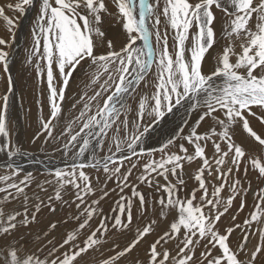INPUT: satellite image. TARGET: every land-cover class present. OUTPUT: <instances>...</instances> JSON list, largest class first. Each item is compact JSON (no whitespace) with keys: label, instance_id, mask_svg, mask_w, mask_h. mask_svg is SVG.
<instances>
[{"label":"snow or ice","instance_id":"obj_1","mask_svg":"<svg viewBox=\"0 0 264 264\" xmlns=\"http://www.w3.org/2000/svg\"><path fill=\"white\" fill-rule=\"evenodd\" d=\"M6 9L21 16L35 12L25 63L41 86L36 103L42 112L46 97L49 115L39 117L40 131L32 142L43 136L46 144H55L63 166L47 168L48 178L37 182L17 160L30 153L13 141L8 128L12 42L0 38V66L7 76L0 96V152L5 154L0 264H264V226L250 231L253 222L264 225V187L255 194L250 219L241 225L233 215L231 226L218 227L238 197V212L246 207L250 171L264 182V131L252 126L255 120L264 128V0H15L0 6V19L12 32L15 20ZM106 17L121 26L124 42L118 49L107 38ZM217 44L215 63L205 71L206 54ZM77 71L91 95L82 91L70 99L66 90ZM141 85L151 94L140 95ZM66 99L70 116L64 112ZM181 108L191 119L159 148L145 149L152 125ZM240 130L250 138L248 147L236 142ZM194 163L198 167L190 179L195 184L188 190L183 173ZM113 180L119 196L108 215L99 204L109 191L92 197L96 185ZM34 183L41 192L48 191L45 185L52 187L50 211L55 212L53 200L75 206L76 213L61 222L75 226L59 240L49 239L55 222L34 240L30 232L24 234L44 205L41 197L32 201L28 195ZM14 202L19 207L8 209ZM161 220L167 224L157 233ZM237 229L241 235L233 242ZM153 233L141 254L139 245ZM257 233L259 242L249 248V237ZM129 235L123 246L112 241ZM109 241L113 254L105 255ZM93 252L102 258L85 261Z\"/></svg>","mask_w":264,"mask_h":264},{"label":"rangeland","instance_id":"obj_2","mask_svg":"<svg viewBox=\"0 0 264 264\" xmlns=\"http://www.w3.org/2000/svg\"><path fill=\"white\" fill-rule=\"evenodd\" d=\"M7 3H15V0H0V6H3ZM109 7H110V10L112 12L116 11L115 8L112 7L111 5ZM137 13H138V11H137ZM6 14L10 17H13L15 20V24H16L13 31L9 32L7 30V26H6L5 22L2 19H0V38H4V39L12 42L11 47H12V52L14 53V54L12 53V56L15 57L13 60V65H14L13 72H14V74L11 77H12V79L14 78V86L16 85V91L13 90V92L10 95L11 104H9V108H8V128H9L10 134L12 136L13 141H14V139L19 140L18 143L20 144V146L22 145L21 147L23 148L24 151H29L31 153H37V154L48 153V155H46V156L50 155L52 157H60L61 155L59 152H54V147L56 145L55 144H46L44 142L43 136H41L40 139L36 140L35 143L32 142L33 137H35L37 132L40 131L39 117L41 115H43L45 118H47V116L49 115V109H48L46 97L42 100V103H43V111L42 112L36 103L38 99H41V97L39 96V91H40L41 86L38 85V82L35 78V73L32 70V68L29 67L25 63L26 56H27V50L29 48H31V46H32L31 28H32V22L35 18V12L34 11L27 12V14H29V17H28V20H27V23L25 26L26 28L24 29L23 33H20V40L16 46H14V43H15L14 39H15L17 30L20 31V25H21V22L23 20L22 19L23 16H21L18 12L8 11L7 9H6ZM27 14H26V16H27ZM217 15H219V13H217ZM116 24L117 23L111 17H106L104 28L106 31L107 38L112 40V42L114 43V45L118 49L124 42V36H123L122 31L120 32L121 26H119V24H117V25ZM160 28H161V32L163 33L165 30V26H164L163 22L161 23ZM217 29H218L217 31L219 32L220 25H217ZM168 31H169V45L171 46L173 43L172 38H171L172 37V30L169 29ZM13 36H14V39H13ZM152 42H153V45H155L154 37H153ZM189 43H190V41H189ZM214 47H216V48L218 47L217 48L218 50H216L217 51L216 53L218 54L220 51V48H221L220 44H217V46H214ZM213 50L211 49L210 50L211 52L210 51L209 52L212 53ZM206 56H208V54H206ZM10 64H12V61L10 62ZM10 64H9V71H10ZM0 79H1L2 87L4 88L3 89L4 92L1 93L0 96H3L7 90V76H6V74L3 73L2 66H0ZM15 79H16V84H15ZM86 83H87L86 78L79 71L74 73L73 77L71 78L70 85H69L68 89L66 90L67 96L70 99H75L76 98L75 94L78 92H82V91H88L89 95H91V91L88 89H85ZM28 91L32 92L31 98H32V101L34 103V106H30V107H32V112H30V111L28 112V110L30 109V108L28 109V107H27V109L22 108V102L21 101L23 100L24 104L27 103L26 97L24 95L26 93H28ZM145 92H148V94L150 95L151 89H144L143 85H141V87L139 89V94L143 95ZM138 98L139 97L137 96V100H138ZM129 104L134 106V107L136 106L135 102L132 100L129 101ZM15 109H17V110L14 112ZM183 110L184 109L181 108L179 110L173 111L172 117L167 116L162 128H158V125L160 123H158L155 126L156 129H155V127L153 129L150 128L151 131L148 132L147 136H145V138H144L143 147L145 146V149H147L148 145H151L149 148H153L157 145H162L164 143V141H166L170 137H172L180 127H183L184 126V124H183L184 120L185 119H191V118L187 117L186 115H183ZM26 112L32 113V117H33V120H31V122L27 123V124L24 123V118L26 116ZM64 112H65V116H70L72 113V110L70 107V102L68 99H66L64 101ZM13 113H14V115L17 113L15 115V117H13ZM167 115H169V114H167ZM21 119H23V132H21V133L18 132L17 134H14V131H13V125L14 124L13 123L15 122V120L18 121ZM147 119H150V118H146V122H147ZM172 119L179 120V125L173 126L170 123V121ZM176 123H177V121H176ZM252 126H253L254 130H256L258 133L264 131V128H262L259 125L258 121L253 120ZM56 131L57 132L59 131V127H57ZM239 135H240V137H239ZM235 139H236L237 143H243L245 147H248V143H249L248 139H250V138L247 139V134L243 133L242 130L237 132ZM238 139H240V141H238ZM42 146H43V151L41 150ZM156 155L158 158L159 153H157ZM197 167H198V165L196 163H194L191 167H189L188 165H185L183 175H184V179L187 182L188 190H190L192 188V186L195 184L194 180L191 181L190 176L195 174V169ZM24 170H25L24 173L32 172L33 175L36 177L37 182H42L44 179L48 178L46 170H28V169H24ZM89 171H91V170H89ZM138 172H139V170L134 172L133 180H135V176L138 174ZM24 173H22L21 176H23ZM241 175H243V170L241 171ZM248 175L252 181L251 188L254 187V190L248 191V193L243 196V199L246 202V207L244 208L243 211L238 212L240 199H241L240 197H238L233 202V206L229 210V212L226 213L222 217L221 221H219L218 227L220 228L221 231L224 228L231 226L233 224V221H232L233 215H236V217H237L235 223L243 225V221L246 218L250 219V212L255 210V204L257 202L256 198H255V194L257 193L258 188L264 187V182H257L253 178V174L251 171L248 173ZM161 182H163V181H161ZM245 186H247V185H245ZM45 187L48 188L47 192L39 191V189L36 188L35 183L30 187V189L32 191L30 189H27L28 195L30 196V199L32 201H35V197L39 196L44 200V205L41 207V211L37 214L35 223H33L31 225L32 227L33 226H35V227H33V229H32V227L30 226V229H25L23 231L28 232V233L30 232L32 238L36 235L42 236V231L47 230L48 225L50 223H52V222L56 223L57 222L58 226L55 230L52 231L53 232V234L51 233L52 238H50L51 236H49V239L58 240L57 236L64 233V231H66L67 228L71 229V228H73V226H75L74 222H69L68 224H66V226L68 225V227L64 226V224L61 222L65 219H67L69 216L74 215L76 213V209H75L74 205H72L71 207H68V206L62 204L61 202H57V201L53 200L52 206L55 207V212L50 211L49 207H48V204H49L48 196L53 194V190H52L51 186L45 185ZM138 187L142 191H145V192L150 191L146 185H138ZM105 188L109 191V195L104 200L100 201L99 207L103 210V212L105 214L111 215L112 209L115 208V201L118 199V196H119V189L116 187L115 180L110 181L107 184L101 183L99 185H96V195L94 197H92V199H98L103 194L102 190ZM48 193H50V194H48ZM126 194L130 195V193H127V190H126ZM156 195L158 197L159 194H156ZM182 195H183V193H182ZM223 195L225 197L228 195L227 190L224 191ZM89 203H90V201H89ZM10 205H12L13 208L19 207L18 202H14ZM29 210L30 211L33 210L31 203L29 205ZM95 218L96 217H94V219ZM170 219H171V217L169 216L168 220H170ZM162 221H165V220H162ZM162 221H160V223ZM137 222L141 225L146 223V221H135L134 224ZM97 224H98V222H95V225L93 227H95ZM63 226L65 227V229L63 228ZM261 226H264V225H257L255 222H253L250 231L257 232L258 227H261ZM165 227H166V224L165 225L162 224L160 226V228H157V225H156L155 230L160 231L162 233V231L165 229ZM61 228H63V230ZM57 231H58V233H57ZM240 235H241V230L237 229L236 232L231 237L232 241L235 242ZM128 237H113L112 241H115L116 243H119L121 246H123L124 243L126 242V240L131 238L130 235ZM147 238H146V240L141 242V244L139 245V248L137 249V251L141 252V254H142V250L147 247L148 243L155 238V233L149 235V237H147ZM112 241H109V243L105 244L104 249H103L105 255H108V254L111 255L112 254V252H111ZM258 242H259V237H258V233H257L256 236L249 237L248 247L252 248V246ZM168 246L171 247L172 245H168ZM133 255H136V252H134ZM84 259L86 261H90L92 259L91 254L86 255V257H84Z\"/></svg>","mask_w":264,"mask_h":264},{"label":"bare ground","instance_id":"obj_3","mask_svg":"<svg viewBox=\"0 0 264 264\" xmlns=\"http://www.w3.org/2000/svg\"><path fill=\"white\" fill-rule=\"evenodd\" d=\"M138 11V10H137ZM28 17H29V14H27V16L26 15H24L23 17H22V22H21V25H20V31L19 30H17V33H16V36H15V39H14V41H15V43H14V46H16L18 43H19V40H20V33H23L24 32V29L26 28L25 26H26V23H27V20H28ZM118 24V23H117ZM116 24V25H117ZM120 26V25H119ZM117 27V26H116ZM119 29V28H118ZM218 30V29H217ZM122 30L120 29V32H121ZM217 46V45H216ZM219 46V45H218ZM220 47H221V45H220ZM215 48V49H214ZM212 50V53H208V56H206V59H205V61H204V64H203V67H204V70L205 71H207V70H209L210 68H211V66L215 63L213 60V58L217 55V51L216 50H218L216 47H214ZM13 53V52H12ZM14 54V53H13ZM215 55V56H214ZM14 56H11V58H10V61H9V64H10V62L12 61V64H10V74H11V76L14 74V72H13V69H14V65H13V60H14ZM13 80V83H14V78L12 79ZM15 84H16V79H15ZM4 88L2 87V83H1V79H0V94L1 93H3L4 92V90H3ZM14 90L16 91V85L14 86ZM11 95V94H10ZM32 92H30V91H28V93H26L24 96L26 97V101H27V103H25L24 104V102H23V100L21 101L22 102V108H24V109H27V107H28V112L30 111V112H32V107H30V106H34V103H33V101H32ZM11 98L9 97V104H11ZM17 109H15L14 110V112L16 111ZM174 111H176L175 109H174ZM17 114V113H16ZM15 114V115H16ZM21 114V113H20ZM172 114H173V112L172 113H170L169 115H165V117L163 118V119H161L158 123H160L159 125H158V128H162V126H163V124H164V122H165V119H166V117L167 116H171L172 117ZM15 115H14V113H13V117H15ZM183 115H185V110H183ZM21 116V115H20ZM31 120H33V117H32V113H27L26 112V116H25V118H24V123H30L31 122ZM168 120V119H167ZM176 121H177V123H176ZM158 123H155L152 127H151V129H153ZM170 123L173 125V126H177V125H179V120H175V119H172L171 121H170ZM176 123V124H175ZM14 125H13V131H14V134H17L18 132L19 133H21V132H23V119H21V120H15V122L13 123ZM257 127V126H256ZM151 129H150V131H151ZM155 129H156V127H155ZM149 131V132H150ZM33 134V133H32ZM147 136V135H146ZM239 137H240V135H239ZM248 139V138H247ZM249 140V139H248ZM18 139H14V142L16 143V144H18V145H20L19 143H18ZM238 141H240V139H238ZM165 142V141H164ZM147 143V142H146ZM22 144V143H21ZM22 146V145H21ZM151 145H148V148L150 147ZM144 148H145V146H144ZM23 149V148H22ZM26 152H28V153H30V155L27 157V158H22V157H17V160H18V162L20 161V162H22L23 163V168L24 169H28V170H44L43 168H49V167H51V166H54V165H62V163H61V156L60 157H52V156H46V155H48V153H41V154H37V153H31V152H29V151H26ZM4 156H5V154L3 153V152H0V162L1 161H3L4 162ZM54 156V155H53ZM59 156V155H58ZM50 157V158H49ZM28 160H38L39 162H40V164H37V163H29L28 162ZM2 162V163H3ZM1 163V164H2ZM25 171V170H24ZM191 181H192V179H191ZM30 189V188H29ZM31 190V189H30ZM53 190V189H52ZM254 190V187H252L251 188V190L250 191H253ZM32 191V190H31ZM30 191V192H31ZM34 191V190H33ZM28 192V191H27ZM30 194V193H29ZM48 194H50V193H48ZM33 199V198H32ZM8 207V209H11V208H13L12 207V205H8L7 206ZM31 208V207H30ZM62 217V216H61ZM229 218V217H228ZM98 222V219L97 218H93V222H92V224H93V226L95 225V222ZM162 221V220H161ZM135 222V221H134ZM53 223V222H52ZM57 223V222H56ZM60 223V222H59ZM138 223V222H137ZM162 224H167V221H162L161 223L159 222V224H157V228H160V226L162 225ZM43 226V225H42ZM64 226H66L65 224H64ZM63 226V228L65 229V227ZM70 226V225H69ZM72 226V225H71ZM32 227V226H31ZM33 227H35V226H33ZM33 227H32V229H33ZM66 227H68V225L66 226ZM74 227V226H73ZM63 228H61L62 230H63ZM60 229V230H61ZM68 229V228H67ZM70 229V228H69ZM59 231V230H58ZM58 231H57V233H58ZM156 231V230H155ZM62 232V231H61ZM65 232V231H64ZM157 233H161L160 231H156ZM40 233V232H39ZM24 234L25 235H27L28 234V232H24ZM52 234H53V232H52ZM52 234L50 235L51 237L50 238H52ZM60 236H61V234L59 235V236H57V239L59 240V238H60ZM149 237V236H148ZM151 237V236H150ZM34 238H35V236L33 237V240H34ZM129 238V237H128ZM42 239H43V237H42ZM56 239V238H55ZM148 239V238H147ZM125 240V239H124ZM89 254H91V257H92V259H99V258H101L100 257V255H99V253H95V252H93V253H89ZM113 254V253H112ZM109 255V254H108ZM86 257V256H85ZM91 259V260H92ZM85 260V259H84ZM90 260V261H91ZM86 261V260H85Z\"/></svg>","mask_w":264,"mask_h":264},{"label":"water","instance_id":"obj_4","mask_svg":"<svg viewBox=\"0 0 264 264\" xmlns=\"http://www.w3.org/2000/svg\"><path fill=\"white\" fill-rule=\"evenodd\" d=\"M154 125V124H153ZM152 125V126H153ZM150 131V130H149ZM161 145H157V146H155V147H153V148H159ZM35 161H38V160H28V162L29 163H36ZM3 161H1L0 162V164L2 163ZM19 163L21 164V165H23V163L22 162H20L19 161ZM37 164H40V162L39 163H37ZM54 166H58V167H62L63 166V164L62 165H54ZM44 170H47V168H43Z\"/></svg>","mask_w":264,"mask_h":264}]
</instances>
